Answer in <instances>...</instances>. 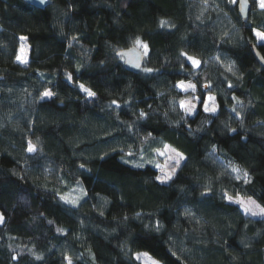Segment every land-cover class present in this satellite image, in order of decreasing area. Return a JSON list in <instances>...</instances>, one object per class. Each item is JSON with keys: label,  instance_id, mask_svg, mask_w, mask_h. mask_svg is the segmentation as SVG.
Returning <instances> with one entry per match:
<instances>
[{"label": "trees", "instance_id": "obj_1", "mask_svg": "<svg viewBox=\"0 0 264 264\" xmlns=\"http://www.w3.org/2000/svg\"><path fill=\"white\" fill-rule=\"evenodd\" d=\"M250 2L242 22L227 0H0V264H139L137 252L264 264V218L223 198L264 209V69L251 52L264 57V9ZM137 38L148 52L134 74L115 54ZM180 81L196 86L192 116ZM165 146L185 159L160 183Z\"/></svg>", "mask_w": 264, "mask_h": 264}, {"label": "snow or ice", "instance_id": "obj_2", "mask_svg": "<svg viewBox=\"0 0 264 264\" xmlns=\"http://www.w3.org/2000/svg\"><path fill=\"white\" fill-rule=\"evenodd\" d=\"M235 2H236V0H230V3H235ZM259 6L262 9H264V0H259ZM164 23H165L164 21H161V26H163ZM253 31H254L255 36L257 37V40L260 41V42H262V43H264V32H258V31H255V30H253ZM73 39H75V38H73ZM135 44L138 47H142L144 49L145 54H147V52H148V45L147 44L142 43V41H140L139 38H137V40L135 41ZM118 55H119V53H118ZM181 55L182 56H186L185 53H181ZM186 58H187L188 61L191 62V64H192L193 67H197L199 65V63H200V61L196 60L195 58H193L191 56H186ZM17 60H20V57H17ZM20 62L21 63H24V61H22V60ZM136 67L139 68L140 65L137 64ZM77 70H79V68H77ZM228 70L231 71V68H229ZM145 71L146 72H151L152 70L151 69H145ZM67 79L69 81L72 80V75L70 73L67 74ZM176 86L179 87V88H181L182 90H188V89H191L193 91L196 90V86L194 84H191V83L184 84L183 81H180ZM79 87H80L81 91L85 92L89 97H94L95 96V93L92 92L91 90L85 88L83 84H80ZM205 87H207V85H205ZM229 87H231V85H229ZM52 95H53V93H51L49 91H45L42 94V98L43 97H51ZM233 99L235 100L236 97H233ZM213 100H214V98L211 97V96L207 97L206 99H201V103L203 104V111L204 112H206V113H215L216 112L217 109H216L215 106H212V107L209 106V101H213ZM112 103L115 104L116 102L113 101ZM180 106H181V108L184 110V112L187 115H192V113L196 110V105L194 103H191V102H188V104L186 105L184 101H181ZM233 110L235 111V109H233ZM237 115H239V113H237ZM145 116H146V114L144 112H141L140 113V118H144ZM232 131H235V129H232ZM167 148H168V146H165V149L166 150H167ZM34 150H35L34 147L31 144H29V147H28L27 151L28 152H33ZM172 151L174 152L175 150H172ZM159 154L160 155H165V152H160ZM128 155H131V153H128ZM169 158L175 160L176 167H179L181 161H183L185 159V157L181 153H175V156L174 157H169ZM136 166L137 167H143V164H138ZM80 167L83 168L84 166L83 165H80ZM157 167H159V165H157ZM162 171H163V169H162ZM232 172L238 174L237 177H236L237 179L240 178V176H239L240 170L239 169L233 167L232 168ZM175 174H176V168H173L170 173H165L162 176H157L156 179L160 183H167V182H169V181L172 180V178H173V176ZM243 175H244V178H245V182H248V180H247V173H244ZM223 198L228 199V200H232V197L228 196V194L226 192L223 194ZM61 199H66V198L65 197H61ZM71 202L73 204L76 203V201H71ZM234 202H236V203L240 204L242 207H244V211L246 213L251 212V214L254 215V216L255 215H258V214L259 215H264V209H261L260 212L257 213V212L251 211V208L250 207L245 206L243 201L236 200ZM249 203L251 204V203H254V202H251L250 201ZM157 230H159V226L157 227ZM58 231H60V230L58 229ZM142 255H147V254L144 253ZM38 259H39V257H38ZM69 264H71V261L70 260H69ZM152 264H157V262L155 260H153L152 261Z\"/></svg>", "mask_w": 264, "mask_h": 264}, {"label": "rangeland", "instance_id": "obj_3", "mask_svg": "<svg viewBox=\"0 0 264 264\" xmlns=\"http://www.w3.org/2000/svg\"><path fill=\"white\" fill-rule=\"evenodd\" d=\"M227 1H230V0H227ZM254 1V4H255V8H258V9H262L260 6H259V0H253ZM236 3V2H235ZM231 4H234V3H231ZM255 31H258V30H255ZM260 32V31H258ZM255 35V34H254ZM256 37V36H255ZM21 46H20V51H19V54H18V57H20V60H17V62L21 65H26L27 63V54H28V45H27V42H26V39L25 38H21ZM256 40H257V37H256ZM258 43H262L260 41L257 40ZM142 52H144V49L142 47H138ZM145 53V52H144ZM24 61V63H21L20 61ZM191 82H184V84H189ZM192 84V83H191ZM179 90H181L182 92H189L190 95L188 97H186L184 100L185 104L187 105L188 102H191V103H194L196 105V108L198 106V103H199V99L198 97L193 94L195 93V91L191 90V89H188V90H182L181 88L177 87ZM213 97L214 100L213 101H209V106L212 107V106H215L216 109H217V105H216V100H215V97L213 95H210V94H207L205 96V99L207 97ZM43 98H49V97H43ZM181 103V102H180ZM180 106V105H179ZM181 108V106H180ZM203 108V106H202ZM182 109V108H181ZM183 110V109H182ZM184 111V110H183ZM196 111V110H195ZM195 111L192 113V115L195 113ZM217 111V110H216ZM185 113V112H184ZM206 113V112H205ZM216 113V112H215ZM215 113H208V114H215ZM186 114V113H185ZM187 115V114H186ZM192 115H188V116H192ZM172 150H175L171 147L168 146L167 150L165 149V147L161 150H159L156 154V162L153 163L155 169L157 170L158 172V176H162L164 175L165 173H170L172 171L173 168H176V171L178 170V168L180 167H176L175 165V160L174 159H170L169 157H174L175 156V153H179L177 152L176 150L173 152ZM160 152H165V155H160L159 153ZM182 163V161H181ZM180 163V165H181ZM157 165H159V167H157ZM163 169V171H162ZM158 181V180H157ZM79 198H80V194L79 193H71L69 195H67L66 199L69 200L70 202L71 201H76L78 202L79 201ZM236 200H240V201H243L244 202V205L247 206V207H250L251 208V211H254V212H257L259 213L261 209H263L254 199L252 198H249V197H243V196H236V197H232V200H228V202H230L231 204H234L236 206H238V208L241 210V212L246 215V216H249L251 218H264V215H252L251 212H248L246 213L244 211V207H242L240 204L234 202ZM254 202V203H249V202ZM72 203V202H71ZM258 206V207H257ZM146 252H137V253H134L133 254V257L134 259L139 263V264H152V261L155 260L154 258H152L148 253H146L147 255H142ZM157 262V264H162L160 263L159 261L155 260Z\"/></svg>", "mask_w": 264, "mask_h": 264}, {"label": "water", "instance_id": "obj_4", "mask_svg": "<svg viewBox=\"0 0 264 264\" xmlns=\"http://www.w3.org/2000/svg\"><path fill=\"white\" fill-rule=\"evenodd\" d=\"M21 1L38 9H44L51 4V0H21ZM251 8L252 6L250 0H236L237 14L242 22L247 21ZM251 52L257 63L264 69V57L261 55V53L256 49L255 46L251 47ZM115 56L123 61L125 70L134 74L140 72L145 60L144 53L136 46L118 50ZM137 64L140 65L139 68L136 67Z\"/></svg>", "mask_w": 264, "mask_h": 264}]
</instances>
